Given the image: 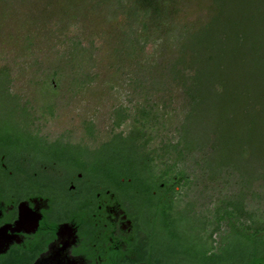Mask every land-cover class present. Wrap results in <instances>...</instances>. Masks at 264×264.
<instances>
[{
  "label": "trees",
  "instance_id": "1",
  "mask_svg": "<svg viewBox=\"0 0 264 264\" xmlns=\"http://www.w3.org/2000/svg\"><path fill=\"white\" fill-rule=\"evenodd\" d=\"M179 1H114L119 11L129 10L128 31L113 52L123 60L117 71L131 104L113 111L114 126L131 120L132 129L112 139L142 156L150 178L137 185L161 189L162 224L174 247L159 264H258L264 251V0H205L198 26L183 14L191 0ZM148 126L164 131L158 154L147 151ZM15 150L16 141L0 136V153L17 166L32 154ZM157 158L168 160L160 174ZM184 189L193 201L179 208ZM191 218L200 223L198 235L183 243L177 230Z\"/></svg>",
  "mask_w": 264,
  "mask_h": 264
},
{
  "label": "rangeland",
  "instance_id": "2",
  "mask_svg": "<svg viewBox=\"0 0 264 264\" xmlns=\"http://www.w3.org/2000/svg\"><path fill=\"white\" fill-rule=\"evenodd\" d=\"M114 1L0 0V73L8 74L0 76V136L16 141V155L36 147L30 152L40 162L52 156L65 161L80 158L91 170L137 185L140 178H150L142 168V156L132 145L112 139L114 133L126 137L132 129L131 120L114 126L113 111L120 104L131 107L117 71L123 60L113 52L118 37L128 31L125 12L129 10L126 6L119 11ZM188 5L183 14L198 26L209 3L191 0ZM75 41L81 45H74ZM146 49L153 51V45L147 44ZM35 133L52 141L46 151L38 153L44 139ZM163 133L160 127L146 128L147 151L159 153ZM81 141L84 148L77 145ZM167 162L157 158L154 172L160 174ZM156 185L147 186L155 189ZM180 193L178 204L183 208L193 201V193L191 189ZM259 214L264 219V204L259 205ZM191 219L177 230L183 243L198 235L193 232L200 223Z\"/></svg>",
  "mask_w": 264,
  "mask_h": 264
},
{
  "label": "flooded vegetation",
  "instance_id": "3",
  "mask_svg": "<svg viewBox=\"0 0 264 264\" xmlns=\"http://www.w3.org/2000/svg\"><path fill=\"white\" fill-rule=\"evenodd\" d=\"M41 138L38 153L52 142ZM24 159L0 153V264H159L173 249L160 188L114 180L80 158Z\"/></svg>",
  "mask_w": 264,
  "mask_h": 264
}]
</instances>
